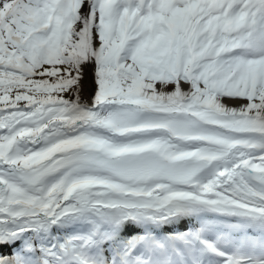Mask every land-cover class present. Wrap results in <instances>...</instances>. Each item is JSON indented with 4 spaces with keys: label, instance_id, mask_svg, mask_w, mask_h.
<instances>
[{
    "label": "snow or ice",
    "instance_id": "snow-or-ice-1",
    "mask_svg": "<svg viewBox=\"0 0 264 264\" xmlns=\"http://www.w3.org/2000/svg\"><path fill=\"white\" fill-rule=\"evenodd\" d=\"M4 247L264 264V0H0Z\"/></svg>",
    "mask_w": 264,
    "mask_h": 264
},
{
    "label": "bare ground",
    "instance_id": "bare-ground-1",
    "mask_svg": "<svg viewBox=\"0 0 264 264\" xmlns=\"http://www.w3.org/2000/svg\"><path fill=\"white\" fill-rule=\"evenodd\" d=\"M85 72L86 75L83 81V96L85 99L90 100L91 96L94 94L96 87L93 67L89 66L87 70H85ZM230 103L237 104L239 102H230Z\"/></svg>",
    "mask_w": 264,
    "mask_h": 264
},
{
    "label": "rangeland",
    "instance_id": "rangeland-1",
    "mask_svg": "<svg viewBox=\"0 0 264 264\" xmlns=\"http://www.w3.org/2000/svg\"><path fill=\"white\" fill-rule=\"evenodd\" d=\"M85 70H87V68Z\"/></svg>",
    "mask_w": 264,
    "mask_h": 264
}]
</instances>
